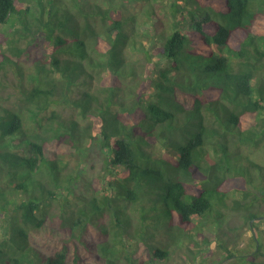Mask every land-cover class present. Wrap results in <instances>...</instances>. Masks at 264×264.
<instances>
[{
  "label": "trees",
  "instance_id": "16d2710c",
  "mask_svg": "<svg viewBox=\"0 0 264 264\" xmlns=\"http://www.w3.org/2000/svg\"><path fill=\"white\" fill-rule=\"evenodd\" d=\"M261 19L264 0H0V264H172L185 247L208 264L210 224L237 229L210 264H264L262 237L239 242L264 220ZM95 148L102 191L75 193L64 156Z\"/></svg>",
  "mask_w": 264,
  "mask_h": 264
},
{
  "label": "rangeland",
  "instance_id": "374dc122",
  "mask_svg": "<svg viewBox=\"0 0 264 264\" xmlns=\"http://www.w3.org/2000/svg\"><path fill=\"white\" fill-rule=\"evenodd\" d=\"M142 8L143 11L147 10V7L142 4V2L136 3L134 5H131L128 8V12H136L138 13V11ZM154 10L160 14V16L164 17L166 19V16L164 14V9H162L159 5H156L154 7ZM139 14V13H138ZM184 23V22H183ZM185 26H188V21L185 22ZM260 24L261 27L264 29V19L260 20ZM146 27L150 28L149 25H146ZM157 27L160 28L161 25L157 24ZM143 28V27H142ZM141 28V29H142ZM143 42L145 44V47L150 49V53L152 55V58L154 60L159 59L160 58V42H153L149 39H143ZM139 45V44H138ZM146 48V49H147ZM127 56L131 61H136L137 65H139L140 63H144V61H146V50L143 49H138L137 47H130L127 51ZM31 60V59H29ZM29 60H26L30 63ZM147 66V64H145V66L143 68H140L142 73L145 72V67ZM94 84L98 85L100 82L98 79H94ZM182 100H186V104H189V100L187 98L182 97ZM69 111V110H68ZM70 112V111H69ZM64 143H61L59 145H62ZM68 147V146H67ZM67 147L65 148V146L60 147V149L62 151H68ZM96 151H92L91 155L89 157H87V159H84L83 161L79 162L78 158L71 154L70 152L67 154H65V161L67 163V165H69L68 168V172L69 171H73V172H79L81 173L80 177L78 179L75 180L74 182V187L73 190L75 193H84L87 196L93 195L96 192H100L102 191V180H101V173H103V167H102V161H101V157L100 154L98 153L97 148H95ZM258 156V155H257ZM258 158H260V156H258ZM261 159V158H260ZM66 165V164H65ZM64 165V166H65ZM238 196H240V194H238ZM237 213V212H235ZM233 217L231 218L230 223L231 224H239L242 223V217L239 213H237L236 215H232ZM251 224L253 225V229H249L247 230V234L242 235L241 236V240H239V242H241V245L246 244V242L249 240V236L251 233H255L257 236H259L260 238L262 237V239L264 240V220L262 219H256L254 221L251 222ZM244 226V225H243ZM241 226V228L239 229L240 232L244 233L245 231V227ZM210 229V238L212 239L211 242H209V244L205 245V247H207L209 249L208 253H204V256L206 257L205 260H207V263L210 264L211 262H215L217 263V261L224 256V252L223 249L219 248L217 245V242L220 238H229L231 235L235 234L237 232L236 230H229L230 233L228 234H222L219 236V234H217V231L214 230V225L209 226ZM224 229H230V227H227V225L225 226ZM202 239V236H200V240ZM42 245H40L41 250L43 251L44 254L49 255L51 253H53L56 248L58 247L57 244L53 243V242H49V241H42ZM191 244V248L196 251L198 250V246L194 245L193 243ZM189 244V245H190ZM190 248L185 247L184 249H180L177 257L174 258L172 264H194L189 256H187L185 253L189 252ZM211 250V251H210ZM183 255V256H182ZM194 256V253L192 254Z\"/></svg>",
  "mask_w": 264,
  "mask_h": 264
}]
</instances>
